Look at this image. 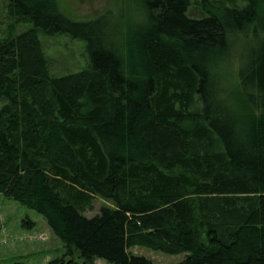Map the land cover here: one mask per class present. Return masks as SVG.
<instances>
[{"label":"trees","instance_id":"obj_1","mask_svg":"<svg viewBox=\"0 0 264 264\" xmlns=\"http://www.w3.org/2000/svg\"><path fill=\"white\" fill-rule=\"evenodd\" d=\"M5 1L0 193L62 240L49 264H154L135 246L264 264V0H130L89 20ZM40 28L85 39L89 65L53 75ZM97 197L111 204L87 216Z\"/></svg>","mask_w":264,"mask_h":264},{"label":"rangeland","instance_id":"obj_2","mask_svg":"<svg viewBox=\"0 0 264 264\" xmlns=\"http://www.w3.org/2000/svg\"><path fill=\"white\" fill-rule=\"evenodd\" d=\"M196 2L194 0L192 10ZM58 3L63 13L75 20L93 19L108 11L117 15L124 7L132 5L130 0H58ZM114 17L112 20L115 21ZM14 21L9 15L7 1L0 0V36L5 35ZM31 27H35L32 21L16 26L17 32ZM39 35L53 75L68 74L89 65L85 39L65 31L50 33L42 28L39 29ZM104 204L111 203L97 197L93 208L87 209L85 214L96 215ZM64 250V243L55 235L42 214L0 193V264H49L51 259L62 255ZM129 250L133 254L145 256L154 264H177L186 256V253L167 254L144 246H135ZM95 262L109 264L103 259Z\"/></svg>","mask_w":264,"mask_h":264}]
</instances>
